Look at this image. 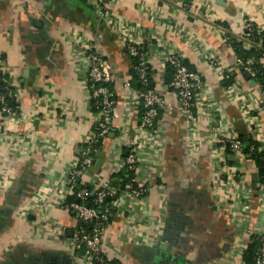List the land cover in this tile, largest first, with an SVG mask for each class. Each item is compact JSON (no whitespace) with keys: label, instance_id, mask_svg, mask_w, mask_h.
<instances>
[{"label":"crops","instance_id":"1","mask_svg":"<svg viewBox=\"0 0 264 264\" xmlns=\"http://www.w3.org/2000/svg\"><path fill=\"white\" fill-rule=\"evenodd\" d=\"M94 1L0 0V56L18 102L14 118L0 114V264H90L67 247L81 220L61 207L72 195L68 172L96 118L84 44L112 66L117 101L111 132L81 183L113 187L110 178L124 170L136 142L137 179L147 189L143 199L127 190L114 203L104 254L117 264H245L248 232L264 231V193L250 156L232 152L225 166L222 142L252 138L264 150V92L246 77L221 30L236 37L247 20L264 25V0H184L187 10L182 0H119L108 20L95 13ZM127 30L149 54L155 89L175 106L161 111L153 133L139 132ZM171 52L204 76L196 123L180 114L169 88ZM214 57L226 78L212 66Z\"/></svg>","mask_w":264,"mask_h":264},{"label":"built area","instance_id":"2","mask_svg":"<svg viewBox=\"0 0 264 264\" xmlns=\"http://www.w3.org/2000/svg\"><path fill=\"white\" fill-rule=\"evenodd\" d=\"M119 0H95L93 8L95 13L102 19H110V8L113 3ZM181 8L187 10L190 6L188 1L182 0L178 2ZM257 32L261 34L264 32V25L255 24L251 20L245 22L244 31L239 36H232L227 30H221V37L225 43L231 45L233 40L243 42L246 49L254 48L262 51V57L258 60L259 65L264 72V48L262 42L248 39L247 36ZM123 33V48L124 52L131 59H136L134 71L137 74L139 81L143 85L148 84V71L151 67L149 61V54L144 46H141L135 35ZM80 54L85 58L86 63V87L89 93V99L95 101L98 112L93 124V128L88 140L81 145L77 151V163L71 168L67 175V185L70 194H73V187L77 179L81 178L88 167L93 161V154L97 151V145L101 140H105L111 132L113 121L116 116V101L117 95L113 87L114 74L113 68L107 61L106 57L97 49L96 46L84 44L79 47ZM238 63L244 74L255 84L257 72L254 68L256 60L250 58L248 60L238 59ZM212 66L217 70L221 79L226 78L222 64L218 57L211 60ZM166 68L173 69V77L170 81L169 88L176 99L177 108L180 114L192 123L197 122L196 107L197 96L204 89L205 82L204 76L200 73L191 71L186 64L185 57L177 52H171L166 57ZM0 83L6 86L9 97L17 98L16 87L12 83L11 78L3 67V61L0 56ZM125 88L131 89V84H125ZM260 88V87H259ZM261 89V88H260ZM15 90V92H12ZM137 98L143 106V115L140 118L139 132L153 133L156 131V122L162 110H172V104H168L164 97L155 90L136 91ZM4 93L0 86V114L3 118L9 120L15 117L12 108L8 105L4 98ZM230 146L233 152L243 154L244 146L237 139L223 140V149L226 151V144ZM127 157L124 162V169L134 173L132 182L137 184V188L129 187L128 193L134 200L143 199L146 196L147 189L141 185L137 179L139 169V148L136 142H131L128 146ZM260 150L264 152L261 147ZM228 155H225L224 163L228 168ZM264 193V186H260ZM115 194V189L109 185L108 182L104 183L100 188L95 200L97 205H102L107 196ZM88 192L81 190L77 193L79 202L72 204L70 208L77 214L81 222L89 224L92 229L90 232L84 228L79 227L76 233L71 237L66 245L71 252H73L79 259L90 263L96 264H111L112 259L106 256L103 252V241L105 234L108 230V213L109 210L105 209L100 211L98 208H91L86 206ZM65 209L64 205H61ZM254 233V232H253ZM251 231L248 235L253 239L254 236L261 237L262 246L259 249L256 264H264V231L259 234H253Z\"/></svg>","mask_w":264,"mask_h":264},{"label":"trees","instance_id":"3","mask_svg":"<svg viewBox=\"0 0 264 264\" xmlns=\"http://www.w3.org/2000/svg\"><path fill=\"white\" fill-rule=\"evenodd\" d=\"M247 38L252 39L254 41H257V42H260V40H261L263 48H264V32L261 34H258L257 32H255L254 34H250V36H247ZM231 46L234 49V51L236 52L238 58H240L244 61L248 60L250 58H254L256 60L254 68L257 72V75H256V78H254V79H255L256 84L264 92V72L262 71V68L258 62V60L262 57L263 52L258 51V49H254V48L246 49L244 47L245 46L244 43L238 42L237 40H233ZM132 60L134 62V66H135L136 65V59H132ZM167 72L169 73L170 81H171L172 77H173V69L167 68ZM148 74H149L148 75V84L145 86L139 81V78L133 69L132 78H133L134 83H136V86H137L136 88L138 91L155 90V83L152 79V68L151 67L148 71ZM232 83H233L232 78L229 76L225 81V87H231ZM0 86L2 88V92L5 94L4 98H5L6 102L12 108L13 113L16 114V112L18 111L17 98L8 96V94H7L8 91L5 89L6 86L4 84L0 83ZM12 92H15V90H12ZM91 108L95 113L98 112L97 107L95 105V101L94 102L91 101ZM140 108H141L140 109V118H141L143 115V106H141V104H140ZM159 116H160V114H159ZM156 126H157V122H156ZM155 129H156V127H155ZM238 141L241 144H243V146H244L243 154L245 156H250L251 159L256 164L257 171H258V178H259L258 183L260 186H264V152H262L260 150L261 145L252 138L248 139L245 137V138L239 139ZM102 143H103V140H101V142L97 145V151L95 154H93V159H94L95 155L97 154L98 150L101 148ZM226 146H227L226 147V153L227 154L232 153L233 151L231 150L228 143L226 144ZM229 164H230V162H229ZM133 178H134V173L127 171V169H124L123 171L119 172L118 174L113 175L110 179H111V185L113 186V188H115V194L111 195V196H107L104 200V203L100 206L97 205L95 202V200L97 198V194L99 192V188L97 189L93 186L83 185L81 183V179L79 178L76 180V182L74 184L73 194L67 198V200L65 201V203L63 205L65 206V209H67L68 211L74 212L70 208V206L72 204H76L79 202V199L77 197V193L81 190H86L88 192L87 199H86V201H84L86 206H89L91 208H98L100 211H104L105 209H108L109 210V213L107 215L108 216V225H110L112 207H113L114 203L118 200V198L121 196V194H123V191H127L130 186L133 188H137V184L132 182ZM80 227L84 228L88 232H90L92 229V227L85 222H81ZM261 246H262L261 237L259 238L257 236H254L253 242L248 246V248L243 253V260H244L245 264H256L259 249ZM169 262L171 264H174V262H176V264H181L180 263L181 261L179 262L178 260H173V261L170 260ZM96 264H99V263L96 262ZM111 264H117V263L115 261H112Z\"/></svg>","mask_w":264,"mask_h":264},{"label":"water","instance_id":"4","mask_svg":"<svg viewBox=\"0 0 264 264\" xmlns=\"http://www.w3.org/2000/svg\"><path fill=\"white\" fill-rule=\"evenodd\" d=\"M114 210V209H113ZM113 210H112V212H113ZM174 264H176V262H174ZM185 264H189V263H185Z\"/></svg>","mask_w":264,"mask_h":264}]
</instances>
